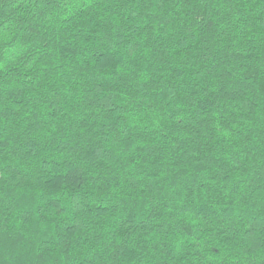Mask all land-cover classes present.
<instances>
[{
	"label": "trees",
	"instance_id": "obj_1",
	"mask_svg": "<svg viewBox=\"0 0 264 264\" xmlns=\"http://www.w3.org/2000/svg\"><path fill=\"white\" fill-rule=\"evenodd\" d=\"M0 264H264V0H0Z\"/></svg>",
	"mask_w": 264,
	"mask_h": 264
}]
</instances>
